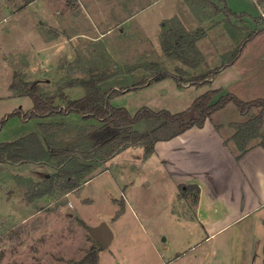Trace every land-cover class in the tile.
<instances>
[{"label":"rangeland","instance_id":"374dc122","mask_svg":"<svg viewBox=\"0 0 264 264\" xmlns=\"http://www.w3.org/2000/svg\"><path fill=\"white\" fill-rule=\"evenodd\" d=\"M31 1L0 0V144L39 133L38 120L15 114L19 108L31 109L33 102L11 90L14 82H39L47 94L62 87L69 99L77 100L85 89L65 84L88 79L91 72L114 64L112 58L123 65L117 69L121 74L106 82L111 89L131 87L161 71L184 72L189 78L227 62L259 27L254 18L264 12V0ZM215 5L221 9L218 14ZM227 8L245 16H231L228 22ZM199 28L207 35L195 47L173 52L169 43L164 48L163 39L170 42L178 32L188 36ZM109 30L107 42L92 41ZM240 57L231 76L227 71L218 78L227 87L216 88V80L213 86L180 88L165 78L125 92L112 104L131 114L142 107L179 113L208 90L231 92L244 101L264 98V30ZM112 66L109 73L119 65ZM248 119L234 103L215 114V121L226 128ZM67 121L75 129L60 132L61 140H71L78 135L77 126L91 123H82L74 113ZM54 175L46 165H0V264L80 260L95 244L88 228L102 222L114 239L108 249L99 248L98 264H264V235L250 240L246 228L238 225L206 239L207 230L195 218L194 200L180 197L156 153L145 160L143 148L128 149L69 192Z\"/></svg>","mask_w":264,"mask_h":264},{"label":"trees","instance_id":"16d2710c","mask_svg":"<svg viewBox=\"0 0 264 264\" xmlns=\"http://www.w3.org/2000/svg\"><path fill=\"white\" fill-rule=\"evenodd\" d=\"M215 7L218 14L221 9L218 5ZM229 11L227 8L226 12ZM231 16L239 19L245 15L231 12L227 16L228 22ZM254 19L259 27L251 30L227 62L189 78L183 76L184 72L161 71L152 79L131 87L104 91L101 84L108 75L102 72L88 79L75 78L74 82L70 79V82L65 84L66 87L81 86L85 89V96L77 100L69 99L62 87L61 91L59 89L55 94H47L39 82L30 84L24 79H20L17 84L14 82L10 86L11 90H17L18 95L29 96L33 102L31 109L24 111L19 108L15 114L26 121L38 120L39 133L33 132L15 142L0 144V165H46L54 171L56 178L63 179V188L69 192L80 187L81 183L89 181L102 166L127 149L141 147L144 150V159H149L156 153V145L159 142L170 141L193 128H204L205 124L212 120L213 114L224 109L229 103H234L241 115L249 117L245 122L230 124L235 130L231 140L238 148V157L245 155L252 148L254 141H259L258 145L264 148V98L244 101L231 92L208 90L188 109L179 113L142 107L135 114H131L126 108H117L111 104L113 98L125 92L142 89L165 78L174 79L180 88L210 84L224 69L234 64L248 44L264 30V16ZM206 35L204 28L192 31L188 36L178 32L173 41L166 42L163 39V46L167 48L166 45L170 43V47L174 48L173 52L185 50L187 46L195 47ZM182 39L185 40L184 43ZM216 97L218 99H215ZM254 111H257L255 115ZM73 113L81 117L82 123H91L89 126H77L78 135L71 140H61L60 132L75 129L74 124L67 121V116ZM216 128L219 129V126ZM179 190L182 199L192 197L194 205L198 204L200 188L197 185H180ZM94 242L83 258L71 260L69 264H98L100 246L95 240ZM2 260L3 257L0 256V262Z\"/></svg>","mask_w":264,"mask_h":264},{"label":"crops","instance_id":"0c3cea01","mask_svg":"<svg viewBox=\"0 0 264 264\" xmlns=\"http://www.w3.org/2000/svg\"><path fill=\"white\" fill-rule=\"evenodd\" d=\"M109 34L110 30L100 32L92 41L107 42ZM72 41L73 39L70 38L68 42ZM240 58L224 69L210 84L197 88L215 85V81L227 71H230L229 76H231L233 74L231 69L237 65ZM112 61L119 65L114 70L115 74L109 73L108 67L114 65L110 64L105 69H97L87 75L91 77L102 71L106 72L109 77L101 84L104 91L111 90L106 82L112 76L121 74L117 69L123 63L113 58ZM71 77H73L72 73L69 74V79ZM235 81L241 80L235 79ZM223 85L227 87V83L218 80L215 87ZM235 89L239 90V88ZM112 101L113 99L111 104ZM216 113L204 128H193L170 141L159 142L156 145V154L165 163L171 180L177 184L178 188L180 185H197L200 188L199 201L195 206V218L203 225L204 230H207L206 239L217 237L224 231L239 225L241 228H246L248 238L253 240L257 236L264 235V148L258 144L253 145L256 142L254 141L252 148L245 155L238 157V148L231 140L235 131L229 124L227 125L229 128H226V123L215 121ZM216 126H219V129Z\"/></svg>","mask_w":264,"mask_h":264},{"label":"water","instance_id":"95a60500","mask_svg":"<svg viewBox=\"0 0 264 264\" xmlns=\"http://www.w3.org/2000/svg\"><path fill=\"white\" fill-rule=\"evenodd\" d=\"M88 232L93 240L98 243L100 248L108 249L111 246L114 234L106 222H102L95 227H89Z\"/></svg>","mask_w":264,"mask_h":264},{"label":"built area","instance_id":"2783aa9c","mask_svg":"<svg viewBox=\"0 0 264 264\" xmlns=\"http://www.w3.org/2000/svg\"><path fill=\"white\" fill-rule=\"evenodd\" d=\"M263 16H264V14H263Z\"/></svg>","mask_w":264,"mask_h":264}]
</instances>
